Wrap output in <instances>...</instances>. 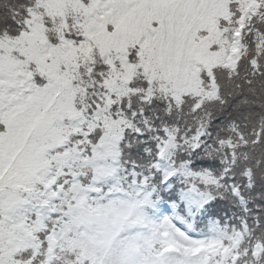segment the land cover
Wrapping results in <instances>:
<instances>
[{
  "label": "snow or ice",
  "instance_id": "1",
  "mask_svg": "<svg viewBox=\"0 0 264 264\" xmlns=\"http://www.w3.org/2000/svg\"><path fill=\"white\" fill-rule=\"evenodd\" d=\"M0 264H264V0H0Z\"/></svg>",
  "mask_w": 264,
  "mask_h": 264
},
{
  "label": "trees",
  "instance_id": "2",
  "mask_svg": "<svg viewBox=\"0 0 264 264\" xmlns=\"http://www.w3.org/2000/svg\"><path fill=\"white\" fill-rule=\"evenodd\" d=\"M211 218H213V217H211ZM211 218H208V219H211ZM206 222H207V219H206Z\"/></svg>",
  "mask_w": 264,
  "mask_h": 264
}]
</instances>
